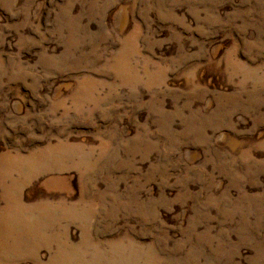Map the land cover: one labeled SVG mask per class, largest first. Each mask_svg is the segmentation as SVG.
Here are the masks:
<instances>
[{"label":"rangeland","instance_id":"1","mask_svg":"<svg viewBox=\"0 0 264 264\" xmlns=\"http://www.w3.org/2000/svg\"><path fill=\"white\" fill-rule=\"evenodd\" d=\"M0 264H264V0H0Z\"/></svg>","mask_w":264,"mask_h":264}]
</instances>
